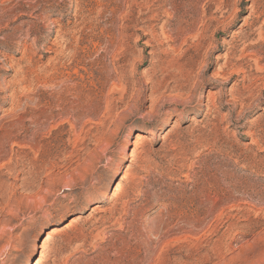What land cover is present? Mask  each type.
<instances>
[{"label":"rangeland","instance_id":"rangeland-1","mask_svg":"<svg viewBox=\"0 0 264 264\" xmlns=\"http://www.w3.org/2000/svg\"><path fill=\"white\" fill-rule=\"evenodd\" d=\"M34 248L264 264V0H0V264Z\"/></svg>","mask_w":264,"mask_h":264},{"label":"bare ground","instance_id":"bare-ground-1","mask_svg":"<svg viewBox=\"0 0 264 264\" xmlns=\"http://www.w3.org/2000/svg\"><path fill=\"white\" fill-rule=\"evenodd\" d=\"M136 135L135 133V129H130L128 131V134L126 135L125 138V143H124V152L123 155L121 156V158L119 159V161L115 164L113 170L110 172L109 176H108V184L111 183L112 178L118 173L122 162L125 160L126 158V154H127V146L129 145V143L132 141L133 137ZM56 229H53V231H51V233H54ZM36 251V248L33 249V251L29 254L26 255L25 260L23 262V264H28L29 261V257H31V255H33Z\"/></svg>","mask_w":264,"mask_h":264}]
</instances>
